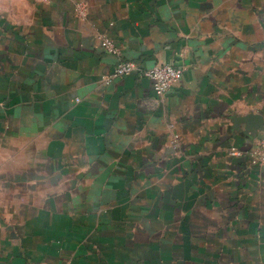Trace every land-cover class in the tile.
<instances>
[{
	"label": "crops",
	"instance_id": "obj_1",
	"mask_svg": "<svg viewBox=\"0 0 264 264\" xmlns=\"http://www.w3.org/2000/svg\"><path fill=\"white\" fill-rule=\"evenodd\" d=\"M263 126L264 0H0V264H264Z\"/></svg>",
	"mask_w": 264,
	"mask_h": 264
},
{
	"label": "built area",
	"instance_id": "obj_2",
	"mask_svg": "<svg viewBox=\"0 0 264 264\" xmlns=\"http://www.w3.org/2000/svg\"><path fill=\"white\" fill-rule=\"evenodd\" d=\"M80 15L86 16V9L83 4L78 6ZM101 45L105 51L113 54H118L119 49L114 41L108 35H100ZM137 73L141 78L149 79L152 82V87L157 96L167 93L175 84L179 83L183 78L184 68L173 63H157L151 67L145 68L139 65L136 61L120 60L108 73L105 78L108 82L114 81L117 78L125 77ZM173 144L178 147L180 144L179 138L176 136L173 139ZM232 155H247L252 162L264 165V128L262 135L259 137L255 147L247 150H233Z\"/></svg>",
	"mask_w": 264,
	"mask_h": 264
},
{
	"label": "water",
	"instance_id": "obj_3",
	"mask_svg": "<svg viewBox=\"0 0 264 264\" xmlns=\"http://www.w3.org/2000/svg\"><path fill=\"white\" fill-rule=\"evenodd\" d=\"M259 120V119H258ZM264 126L262 127V130H263Z\"/></svg>",
	"mask_w": 264,
	"mask_h": 264
}]
</instances>
